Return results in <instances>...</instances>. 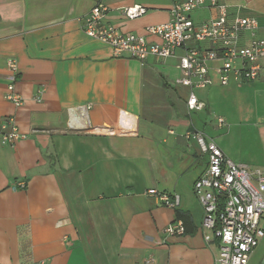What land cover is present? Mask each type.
Wrapping results in <instances>:
<instances>
[{
    "label": "crops",
    "instance_id": "obj_1",
    "mask_svg": "<svg viewBox=\"0 0 264 264\" xmlns=\"http://www.w3.org/2000/svg\"><path fill=\"white\" fill-rule=\"evenodd\" d=\"M217 1L228 21H257L240 46L264 38V0ZM97 4L122 34L170 20L171 0H0V128L12 118L26 136L0 142V264H215L218 242L205 241L193 192L208 164L197 136L264 173V79L221 86L214 63L213 85L194 90L203 110L188 112L189 90L174 86L184 51L142 63L114 58L82 30ZM132 6L146 13L128 20L121 11ZM190 17L199 25L218 12L207 0ZM8 60L19 108L4 99ZM150 190L178 205L164 206ZM177 213L186 231L167 236ZM263 257L264 248L258 264Z\"/></svg>",
    "mask_w": 264,
    "mask_h": 264
},
{
    "label": "built area",
    "instance_id": "obj_2",
    "mask_svg": "<svg viewBox=\"0 0 264 264\" xmlns=\"http://www.w3.org/2000/svg\"><path fill=\"white\" fill-rule=\"evenodd\" d=\"M207 0H171L170 20L166 23L149 25L144 35L122 34L103 20L107 9L102 4L94 6L83 18L82 30L89 39L107 45L116 59L127 58L144 62L152 57L157 60L174 58L177 51H184L179 58L178 70L181 76L174 86L189 90L186 99L188 112L201 111L204 104L194 95V90H204L213 85L209 75L210 65L219 63L216 68L218 82L227 86L231 82L250 84L264 79V38H255L245 46L239 45L242 32L254 33L257 21L249 17H235L228 21L227 7L217 0H208L216 8L218 17L214 21L196 25L190 14L205 5ZM248 1V0H245ZM122 15L135 20L146 13L141 6L124 8ZM153 38L156 41L150 42ZM208 44L209 48H200ZM12 73L6 87L4 99L15 108L23 105V100L15 91L16 64L6 62ZM222 123V120L218 121ZM25 135L18 132L14 120L7 119L0 128L2 145H13L24 140ZM208 164L203 174L195 181L193 192L203 212L202 229L208 233L206 242H218V255L215 264H247L252 251L264 238V173L249 170L227 159L213 143H204L197 136ZM156 197L164 206L175 208L166 194L154 190L147 192ZM222 204V211L219 206ZM163 233L167 236H181L185 233L181 220H175ZM145 264H152L147 260ZM264 264V257L262 260Z\"/></svg>",
    "mask_w": 264,
    "mask_h": 264
},
{
    "label": "rangeland",
    "instance_id": "obj_3",
    "mask_svg": "<svg viewBox=\"0 0 264 264\" xmlns=\"http://www.w3.org/2000/svg\"><path fill=\"white\" fill-rule=\"evenodd\" d=\"M195 93L198 94V91H195ZM261 225L264 226V223H261ZM263 248H264V239H262L260 241L259 246L256 249H254L253 255L250 257L248 264H258L259 256L263 251Z\"/></svg>",
    "mask_w": 264,
    "mask_h": 264
},
{
    "label": "trees",
    "instance_id": "obj_4",
    "mask_svg": "<svg viewBox=\"0 0 264 264\" xmlns=\"http://www.w3.org/2000/svg\"><path fill=\"white\" fill-rule=\"evenodd\" d=\"M222 204L219 206V211H222ZM177 220H181L182 221V223H183V225H184V229H185V231H186V228H185V223H184V221H183V215L182 214H180V213H177Z\"/></svg>",
    "mask_w": 264,
    "mask_h": 264
}]
</instances>
